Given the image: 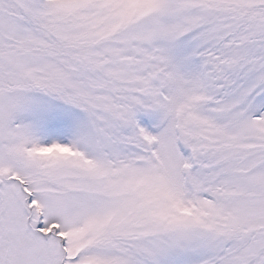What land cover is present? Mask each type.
I'll return each mask as SVG.
<instances>
[{"label": "snow or ice", "instance_id": "snow-or-ice-1", "mask_svg": "<svg viewBox=\"0 0 264 264\" xmlns=\"http://www.w3.org/2000/svg\"><path fill=\"white\" fill-rule=\"evenodd\" d=\"M0 264H264V0H0Z\"/></svg>", "mask_w": 264, "mask_h": 264}]
</instances>
